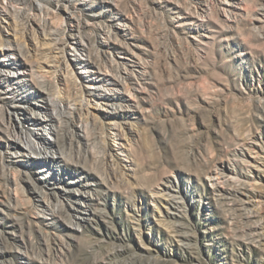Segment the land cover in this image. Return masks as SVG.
Masks as SVG:
<instances>
[{"label":"rangeland","instance_id":"obj_1","mask_svg":"<svg viewBox=\"0 0 264 264\" xmlns=\"http://www.w3.org/2000/svg\"><path fill=\"white\" fill-rule=\"evenodd\" d=\"M12 4L0 36L33 69L19 104L63 94L64 157L9 165L0 141V264H264V0ZM69 35L114 79L109 107ZM86 190L92 212L72 225Z\"/></svg>","mask_w":264,"mask_h":264},{"label":"bare ground","instance_id":"obj_2","mask_svg":"<svg viewBox=\"0 0 264 264\" xmlns=\"http://www.w3.org/2000/svg\"><path fill=\"white\" fill-rule=\"evenodd\" d=\"M228 1L235 2V0ZM10 8H14L12 0H0V22L10 16ZM47 38L52 40V37ZM50 44L55 48L57 43L52 42ZM66 45L75 52L72 57L74 61L79 62L84 60V63L82 62L84 68L79 73L83 74V77H89L95 81L93 85L89 86L91 89L89 94L97 99V105L109 107L114 93L113 88L108 85L115 84L114 79L104 76L101 78L96 75L99 73L98 70L95 71L89 68L88 59L82 57L78 51L87 49L86 43L82 42L80 38L77 39L74 35H69ZM56 48L60 49L58 46ZM0 50V141L7 146L5 150L6 160L11 165L14 164V157L26 156L27 153H32L31 157L38 159V162H43L51 156L49 153H51V150L54 151V149L56 152L52 151V156L58 159L63 158L64 151L57 143V128L60 118L62 115H65L63 110V102H65L63 94L61 92L51 93L46 88H39L38 98L35 101L30 102L26 106L20 105L18 99L21 98L17 97V93L24 86V82L22 83V81L26 80L20 75L24 76L33 69L26 63L21 62V60H26V53L23 46L16 39H3L0 36ZM65 66L69 67L67 64ZM26 111H31L34 114H30L28 117L25 114ZM19 114L21 115L20 117H18ZM14 116L17 117L14 118ZM80 131L82 130L79 127L77 131L79 135ZM55 153H58V155L56 156ZM17 160H20V158H16ZM126 162L125 167L129 168L131 162L128 160ZM225 176L232 181L238 180V174L232 167H228V172ZM238 181L239 187L229 188V190L243 193L244 189L242 190V188L251 183L247 179H239ZM215 186H218L217 183H215ZM88 192L86 190L79 191L78 194L76 193L78 197L73 200L72 204V209L75 211L72 216L73 220H71L72 225H80L88 219L92 212L89 208L90 195ZM44 209L50 210V206L46 204L44 205Z\"/></svg>","mask_w":264,"mask_h":264}]
</instances>
